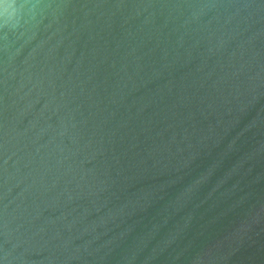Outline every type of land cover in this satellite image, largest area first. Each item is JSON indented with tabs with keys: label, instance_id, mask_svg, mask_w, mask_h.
<instances>
[{
	"label": "water",
	"instance_id": "water-1",
	"mask_svg": "<svg viewBox=\"0 0 264 264\" xmlns=\"http://www.w3.org/2000/svg\"><path fill=\"white\" fill-rule=\"evenodd\" d=\"M0 264H264V0H0Z\"/></svg>",
	"mask_w": 264,
	"mask_h": 264
}]
</instances>
